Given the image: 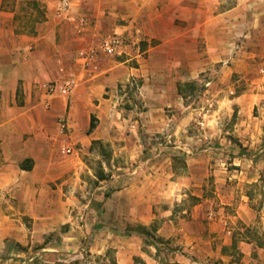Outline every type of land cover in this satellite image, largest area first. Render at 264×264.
<instances>
[{"label":"rangeland","instance_id":"rangeland-1","mask_svg":"<svg viewBox=\"0 0 264 264\" xmlns=\"http://www.w3.org/2000/svg\"><path fill=\"white\" fill-rule=\"evenodd\" d=\"M58 1L51 0L53 17ZM208 2L218 9L240 4L248 13L246 32L233 34V44L221 54V62L195 79L178 82L177 95L166 99L160 111L149 114L160 98L151 88L142 90L148 96L141 94L140 79L118 83L115 113L107 118L121 125L108 129L105 120L98 134L106 138L94 139L99 119L81 111L72 121L69 109L75 92L59 97L66 108L51 122L52 168L69 165L72 171L51 184V191L62 189L57 200L63 207L57 211L63 222L28 245L5 240L0 264H119V251L130 264H252L239 252L241 241L264 249V0ZM42 6L29 3L23 10L33 9L36 19H41ZM72 8L77 12L79 6L73 3ZM257 24L262 26L257 28ZM72 27L77 35L85 29ZM118 35L129 55L101 57L98 64L120 61L126 67H139L138 60L144 56L138 45ZM89 47L79 44L72 50L70 60L75 67H81L79 56ZM110 97L108 88L103 99ZM208 115L213 116L211 122ZM91 119L95 128L88 133ZM156 119L164 129L147 132V122L154 125ZM63 124L66 128L61 134ZM63 143L73 148L72 154L61 153ZM198 155H204L201 175L192 178L187 175V160ZM72 158L76 162L70 164ZM205 167L208 173L202 171ZM156 170L164 174L161 183L168 193L154 205L153 223L145 226L133 218L139 220L146 214L142 193H150L149 181L155 178L147 176ZM66 180L67 185L61 187ZM182 181L189 185L182 186ZM221 190H227L224 198ZM245 205L254 215L248 226L233 219ZM195 206L199 208L193 214ZM223 206L228 224L219 221ZM139 227L146 228L149 236L140 234ZM161 228L167 237L158 235Z\"/></svg>","mask_w":264,"mask_h":264},{"label":"crops","instance_id":"crops-1","mask_svg":"<svg viewBox=\"0 0 264 264\" xmlns=\"http://www.w3.org/2000/svg\"><path fill=\"white\" fill-rule=\"evenodd\" d=\"M208 1L213 2L70 0L71 5L79 6L77 12L87 19L85 29L77 35L73 31L74 24L58 22L52 16L51 0H0V250L5 248L7 239L21 245L40 241L51 233V226L63 222V215L57 211L63 207L61 200H57L62 189L51 191V184L65 178L72 166L58 165L56 171L52 168L51 122L63 114L66 103L59 98L61 96L48 95L45 85L67 76L75 79L69 118L74 121L77 113L85 111L99 119L94 139L106 138L98 134L105 120L108 129L121 125L107 118L115 113L113 97L118 83L131 84V80L140 79L143 82L139 89L141 94L148 96L150 93L142 90L151 88L160 98L149 114L160 111L174 94L177 95L178 82L195 79L205 69L221 62V54L233 44V34L246 32L248 13L240 4L218 9ZM29 3L43 5L41 19H36L33 9L24 12L23 7ZM260 25L257 24V28ZM110 34H123L132 45H138V52L144 56L138 60L139 67H126L120 61L97 64L92 70L73 65L70 59L75 47L83 44L88 48L97 41L95 37ZM127 53L129 51L124 49V55H129ZM108 88L111 97L103 99ZM212 117H208V122ZM151 122L145 125L147 132L164 129L157 119L153 121L156 124ZM203 159L204 155H198L187 160L188 176L201 175L199 164ZM25 160H29L28 170L21 167ZM75 162L76 158H72L70 164ZM202 171L208 173L207 167ZM163 175L160 170L149 172L147 178L155 180L149 181L150 193H142L146 214L139 220L133 218L135 222L148 226L156 218L152 214L154 205L168 193L161 183ZM187 185L188 181H182V186ZM226 191L221 190L223 198ZM198 208L193 207V214ZM224 210L223 206L219 221L228 224L229 217ZM181 212L186 214L182 208ZM253 217L245 205L233 219L248 226ZM27 224L31 228H27ZM157 233L167 237L162 228L157 229ZM227 234L231 236V231ZM228 241L231 242L232 237ZM239 252L243 260L264 264V249L255 247L253 242L241 241ZM123 257L119 251L118 263L130 264Z\"/></svg>","mask_w":264,"mask_h":264},{"label":"built area","instance_id":"built-area-1","mask_svg":"<svg viewBox=\"0 0 264 264\" xmlns=\"http://www.w3.org/2000/svg\"><path fill=\"white\" fill-rule=\"evenodd\" d=\"M55 16L58 20L74 24L76 28H84L87 19L84 15L77 14L69 0H59L55 7ZM124 54V40L118 34H110L97 39L96 44L80 54V66L84 70L96 69L101 57H120ZM76 87V81L72 76H67L59 82H49L45 85L48 95L66 97L72 94ZM66 126L60 125L59 132L62 134ZM63 155L73 153V148L65 143L61 146Z\"/></svg>","mask_w":264,"mask_h":264},{"label":"trees","instance_id":"trees-1","mask_svg":"<svg viewBox=\"0 0 264 264\" xmlns=\"http://www.w3.org/2000/svg\"><path fill=\"white\" fill-rule=\"evenodd\" d=\"M178 94H179V95L181 94V91H180V85H179V87H178ZM92 119H93V118H92ZM92 119H91V122H90V124H89L88 133H91V132L94 130V128H95V124H94V122H93ZM28 162H29V160H25V162L22 163L21 167H22L23 170H28V169H30L29 166H26V163H28ZM138 229L141 231L140 234H142V235H144V236H146V237L149 236V232L146 230V228L139 227ZM140 264H143V263H140Z\"/></svg>","mask_w":264,"mask_h":264}]
</instances>
